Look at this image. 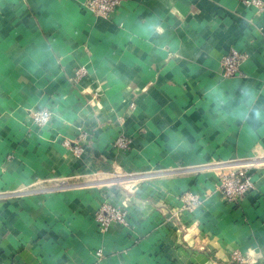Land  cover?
Returning <instances> with one entry per match:
<instances>
[{"label": "crops", "instance_id": "0c3cea01", "mask_svg": "<svg viewBox=\"0 0 264 264\" xmlns=\"http://www.w3.org/2000/svg\"><path fill=\"white\" fill-rule=\"evenodd\" d=\"M85 2L0 0V264H242L236 250L264 264V122L233 115L246 90L264 108V13L122 0L102 16ZM234 49L248 56L225 75ZM238 164L256 187L231 204L219 182ZM189 190L203 202L183 211ZM105 200L126 202L130 224L101 231Z\"/></svg>", "mask_w": 264, "mask_h": 264}, {"label": "built area", "instance_id": "2783aa9c", "mask_svg": "<svg viewBox=\"0 0 264 264\" xmlns=\"http://www.w3.org/2000/svg\"><path fill=\"white\" fill-rule=\"evenodd\" d=\"M121 2L122 0H86L85 6L92 9L97 15L112 16L121 5ZM243 3L248 7L255 6L260 14L264 13V0H243ZM250 22L253 23V19ZM247 56V53L237 49L226 53L221 59L225 71L224 74L233 75L240 72L241 64ZM85 71V68L79 69L78 75L81 76ZM54 115L55 109L51 106L38 107L31 112L33 121L40 126H46L51 123ZM88 137L89 132L87 128L83 125H79L78 138L73 145V148L78 154L84 151V143ZM69 144L71 143L69 142ZM114 144L119 149L127 150L130 148L131 139L129 136L121 134L117 137ZM249 169L250 166L248 164H238L221 173L219 189L222 192L225 201L231 204H238L256 187ZM183 201L184 204L182 210L193 211L201 205L203 197L200 193L189 190L183 195ZM95 219L98 222L101 231L104 232L115 223L129 225L131 221V213L126 202L115 203L105 200L100 205L95 215ZM97 254L102 257L104 252L102 249H98ZM232 257L237 262L242 264L247 263L246 257L242 255L239 250L234 251Z\"/></svg>", "mask_w": 264, "mask_h": 264}, {"label": "clouds", "instance_id": "9594fccd", "mask_svg": "<svg viewBox=\"0 0 264 264\" xmlns=\"http://www.w3.org/2000/svg\"><path fill=\"white\" fill-rule=\"evenodd\" d=\"M156 31H162V29L156 28ZM245 95L251 97L247 105H241L233 115L241 120L251 118L256 123L264 122V108L255 105V96L250 91L246 90Z\"/></svg>", "mask_w": 264, "mask_h": 264}]
</instances>
